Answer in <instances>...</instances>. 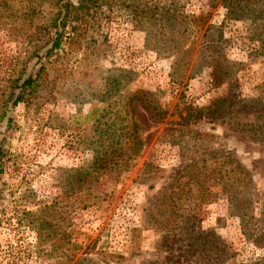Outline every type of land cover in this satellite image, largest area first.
I'll list each match as a JSON object with an SVG mask.
<instances>
[{"label":"rangeland","instance_id":"374dc122","mask_svg":"<svg viewBox=\"0 0 264 264\" xmlns=\"http://www.w3.org/2000/svg\"><path fill=\"white\" fill-rule=\"evenodd\" d=\"M57 1L0 0V264L263 263L264 144L222 106L261 94L264 54L248 22L223 0H97L13 106ZM181 6L204 24L182 26ZM130 119L142 147L128 158L115 141ZM105 150L106 166L94 165ZM196 158L198 179L180 176ZM237 163L258 193L247 209ZM231 168L233 204L219 177Z\"/></svg>","mask_w":264,"mask_h":264},{"label":"trees","instance_id":"16d2710c","mask_svg":"<svg viewBox=\"0 0 264 264\" xmlns=\"http://www.w3.org/2000/svg\"><path fill=\"white\" fill-rule=\"evenodd\" d=\"M96 1L97 0H77L76 4H74L71 0H58L56 3L57 6V12L55 17L53 18V21L48 24L46 32H45V40L37 44L36 50H35V57L36 60L34 61L35 65H40L39 70L37 69L34 73H28L27 76L17 78V81L15 83L14 88L11 90V96H12V105H16L18 102L24 101L25 96L32 90V87L34 84H36L39 80H41V74H40V68H43V58H47L53 54L55 50H58L61 48L62 44L65 41V38L73 39L75 32V28L77 26H71L70 30H65L67 25L72 24L73 22H76L79 24V21H82L87 16L90 15V11L94 7H96ZM224 7L226 8V15L233 19H245L249 27L253 30L255 33L257 29H260L259 33L254 35V33L251 31L252 36L254 37V40L259 42V50L261 51L259 54H264V0H223ZM260 4L261 6H259ZM182 9V6L179 8V10ZM174 9H165L163 17H170L173 15ZM179 13H182V21L185 20L184 24L182 26H185V28L195 27L198 26V23H201V26L204 24V21L206 20V16L203 14H186L183 10H181ZM208 29V27H207ZM206 29V30H207ZM185 30V29H184ZM257 51V50H256ZM220 76H217L215 70L212 73V81L215 83L219 79ZM261 88V94H259L255 98H239V99H228V104L222 105L227 109V112L230 111L227 118L228 124L235 125V129L240 132H245L248 134L250 139L254 142H259L264 144V83L260 86ZM136 95H132L130 99L135 98ZM130 102V101H129ZM215 106V109H217V105L215 103L212 104ZM248 116L247 119H245L243 116ZM249 116H252V118H249ZM130 127L133 128L130 133H126L120 137V135H117L118 139L115 141L116 145H127L126 149L129 151L128 158L132 156L133 154H136L140 151L142 147V140L139 137V133L136 132L137 128L135 127V120L130 119ZM234 122V123H233ZM177 131V130H175ZM195 134H203L210 136L211 134L208 133H200L195 131ZM124 137V138H123ZM104 144V143H102ZM113 144V145H115ZM114 146V151H117L119 149L117 146ZM108 150H105L103 152L98 151L94 157L93 164L99 167H105L106 162H108L107 158V152ZM113 152V151H112ZM1 155L2 151L0 149V162H1ZM118 155V154H117ZM121 161L122 159L119 158ZM223 161L226 162H233L231 158L224 157ZM200 158H196L194 160H191L190 163H188L182 170L180 176H186L188 179L194 178L198 179L199 171H197V163ZM125 162V161H124ZM117 163V168L121 165L120 162ZM236 163V162H235ZM262 163L264 164V160H262ZM262 164V165H263ZM149 165V162L144 163V168L142 170H145V168ZM237 169L239 168V173L241 174V181L242 185L245 188L241 192L242 197V203H238L241 207L244 209H247L249 205L252 203L253 196L257 195L258 193L251 192L250 191V172L245 169L243 166H240V164L237 163ZM261 169V168H260ZM263 169V168H262ZM211 170L216 171L215 167H213ZM232 172H235L233 168L226 170L224 173L219 172V177H224L227 179L225 181V184L229 185L225 192H228V198L232 202V204L237 200V197L235 196V191L233 188H231V182L229 180L231 179ZM230 173V174H229ZM226 174V175H225ZM261 203L259 207H261L260 214L264 216V194L262 193ZM260 199V197H257L255 202H257ZM247 215L248 213H242L241 215ZM252 218V215H250ZM243 221V216L241 217ZM264 220V217L263 219ZM247 222V221H246ZM243 232L245 234H248V232L243 229ZM199 239V237H198ZM256 241L264 246V231L259 232L256 236ZM87 249L84 250L83 253H86ZM217 251L214 250L213 255L216 254ZM255 264H264L260 262H256Z\"/></svg>","mask_w":264,"mask_h":264}]
</instances>
